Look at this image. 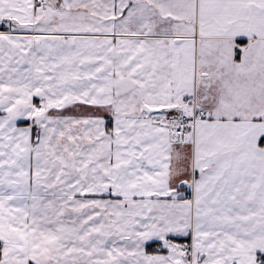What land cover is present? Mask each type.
I'll return each instance as SVG.
<instances>
[{
	"label": "snow or ice",
	"instance_id": "1",
	"mask_svg": "<svg viewBox=\"0 0 264 264\" xmlns=\"http://www.w3.org/2000/svg\"><path fill=\"white\" fill-rule=\"evenodd\" d=\"M0 264H264V0H0Z\"/></svg>",
	"mask_w": 264,
	"mask_h": 264
}]
</instances>
